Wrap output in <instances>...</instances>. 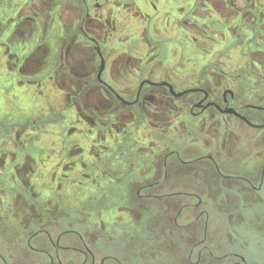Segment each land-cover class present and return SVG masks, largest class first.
Masks as SVG:
<instances>
[{"label": "flooded vegetation", "instance_id": "af4514ba", "mask_svg": "<svg viewBox=\"0 0 264 264\" xmlns=\"http://www.w3.org/2000/svg\"><path fill=\"white\" fill-rule=\"evenodd\" d=\"M263 190L264 0H0V221L24 233L0 264H128L103 244L143 232L245 264L209 211L264 229Z\"/></svg>", "mask_w": 264, "mask_h": 264}, {"label": "rangeland", "instance_id": "374dc122", "mask_svg": "<svg viewBox=\"0 0 264 264\" xmlns=\"http://www.w3.org/2000/svg\"><path fill=\"white\" fill-rule=\"evenodd\" d=\"M34 108V104L32 105ZM38 110L34 111L37 113ZM36 116V115H35ZM42 144H46L49 148L50 157L42 155L41 152L37 153V160H46L43 165L48 164L51 160H54L56 137L55 135H48L42 141ZM36 153V152H35ZM42 165V164H41ZM47 169L39 168L38 173L40 179L45 182V175ZM262 199L264 200V190L261 192ZM66 207L69 205L71 210L70 201L65 199ZM110 202L108 200L98 201L94 199L90 202L85 203V208L90 210H96L100 205L107 206ZM251 211H245L240 216V221L236 223L229 222V216L220 214V211L214 208L209 211L208 218V234L217 240L221 244L222 250H217L214 254L216 257L221 256L224 252L229 254L238 253L241 254L245 260V264H264V229L257 227L256 217ZM96 216V215H95ZM94 218V217H93ZM106 225H109V220H112L110 213L103 217ZM107 219V220H106ZM142 221H145V217H142ZM123 227L129 234H134L136 229L135 220L130 217H122ZM122 227V228H123ZM118 233H116V237ZM24 233L21 227L13 225L12 222L7 218L6 220L0 221V252L5 253L6 257L11 259L22 255L21 249L24 244ZM174 243H178L179 234H174ZM232 235L233 240L230 242L229 236ZM155 239L146 237L145 233L137 234L134 241L130 242L129 238L116 239L112 243H104V249H108L115 256L127 261L128 264H179L178 260L172 261L173 256L166 247V240L163 236ZM148 248H144L145 246ZM223 251V252H222ZM141 257L143 259L141 260ZM177 257V254H176Z\"/></svg>", "mask_w": 264, "mask_h": 264}]
</instances>
